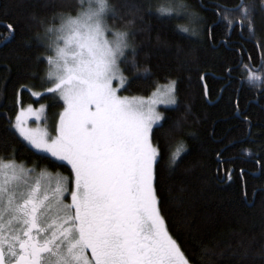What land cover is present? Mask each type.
Masks as SVG:
<instances>
[{
  "label": "trees",
  "instance_id": "trees-1",
  "mask_svg": "<svg viewBox=\"0 0 264 264\" xmlns=\"http://www.w3.org/2000/svg\"><path fill=\"white\" fill-rule=\"evenodd\" d=\"M164 1L108 0L121 18H106L129 33V60L132 47L137 53L136 68L120 63L130 81L124 94L147 97L175 85L176 105L161 110L152 136L160 214L190 264H264V84L249 83L244 68L264 71V0H185L199 16L191 22L159 16ZM241 2L247 20L234 11ZM79 8L80 0H0V158L68 179L67 165L33 151L13 125L19 92L23 106L43 103L53 119L62 110L44 94L48 51L31 38Z\"/></svg>",
  "mask_w": 264,
  "mask_h": 264
},
{
  "label": "snow or ice",
  "instance_id": "snow-or-ice-1",
  "mask_svg": "<svg viewBox=\"0 0 264 264\" xmlns=\"http://www.w3.org/2000/svg\"><path fill=\"white\" fill-rule=\"evenodd\" d=\"M190 7L167 0L156 13L199 19ZM80 8L75 16L61 14L59 27H46L45 37L31 38L39 45L55 34L47 45L55 55L44 57L51 85L45 91L64 102L55 135L28 127L30 117L41 119L43 105L22 107L13 125L34 148L66 161L72 179L53 181L44 172L32 177L31 169L0 158V264H190L166 229L154 187L160 151L153 125L163 119L155 110L157 94L147 100L118 95L130 83L120 63L136 68V49L129 60V33L106 23L108 14L121 18L108 0H87V7L80 0ZM234 11L248 19L243 2ZM249 27L254 34L251 20ZM244 68L249 83L264 84V71ZM174 91L173 82L168 103H176Z\"/></svg>",
  "mask_w": 264,
  "mask_h": 264
},
{
  "label": "rangeland",
  "instance_id": "rangeland-1",
  "mask_svg": "<svg viewBox=\"0 0 264 264\" xmlns=\"http://www.w3.org/2000/svg\"><path fill=\"white\" fill-rule=\"evenodd\" d=\"M164 2L166 3L167 0H165ZM85 7H87V0H85ZM80 10H81V8H79V10L77 11V13H78ZM77 13H76V14H77ZM76 14H75V15H76ZM75 15H72V16H75ZM108 15H109V14H108ZM108 15H107V16H108ZM180 15H184V14H183V13H180ZM107 16H106V18H107ZM59 23H60V21H59ZM59 23H58L57 25H55L54 27H59ZM115 30H116V29H115ZM41 37H45V32H44V34H43ZM54 40H55V34L52 35L51 39L45 38L44 41H43V44L45 45V47H46V49H47V51H48V56H50V55H51V56H54V55H55V53H54L52 50L48 49V47H47V45H48L49 43H51L52 41H54ZM128 50H129V49H128ZM128 50H126V53H127ZM47 67H48L47 70H49V65H48V64H47ZM255 84H259V82L255 83ZM171 85H173V82H169V83H167V84L159 85L158 87L155 88V90H153V92H152L149 96H147V97H140V98H144L145 100H147V99H149L150 97H153V93H156L157 95H156L155 99H157L158 102L155 104V110H156V112H158V113L162 116V112H161L162 109H165V108H172V107H174V106L176 105V103H175V104L168 103V102H167V101H168V96L165 95V93L167 92V89H168L169 86H171ZM113 86H114V87H117V86H118V81L114 80V81H113ZM174 89H175V85H174ZM123 90H124V88H122V89L118 92V95H121V96H128L126 93L124 94V93L122 92ZM44 94H45V95L50 94V95H54L55 97H57V98L63 103V108H62V110L60 111V113L64 110V102H63V100H61V99L59 98V96H58L57 94H54V93H48V92H45ZM170 95H174L175 100H176L175 91H174V93H172V94H170ZM31 96H32V98H33L34 100H39L40 97H41L42 95H40L39 97H36V96H33V95L31 94ZM128 97H139V96H128ZM176 101H177V100H176ZM17 104L19 105V111H20V109H21L22 107H27L28 105H32V104H27V105L23 106V105L21 104V95H20V92H19V95H18V97H17ZM41 105L44 106V112H43V114H42V116H41V119H40L39 121H37V120H35L34 117H30V118L28 119V127H30V128H37V127H39V128H41V129H46V130L50 133V135H53V136H54V135H55V127H56V125H57V123H58V121H59V114H60V113L58 114V116H57L55 119H53L52 116H48V115H47V105H45V104H43V103H39L37 106L32 105V107H33V109H39ZM19 111H18V113H19ZM162 117H163V116H162ZM161 122H162V120L159 121L157 124H154V125H153V128L159 126V125L161 124ZM14 124H15V122H14ZM15 131H16V129H15ZM16 133H17V135L19 136V138H20V139H21V140H22V141H23L28 147H30L33 151H35L36 153L41 154V155H44V156H47V157H50V158L53 159L54 161H57V162L62 163V164H65V165H67V166L71 169V166L68 165L66 161L58 160L57 158L52 157L50 153H47V152H44V151H42V150H39V149L34 148L31 144H29L27 141H25V140L23 139V137H21L17 131H16ZM17 165H19V164H17ZM25 169L27 170V168H25ZM31 170H32V173H31L32 177H36V176H38V175L41 174V173H36L33 169H31ZM44 173H45L46 176H50V177L53 179V181L55 180L54 177H53L52 175H50V174H48V173H46V172H44Z\"/></svg>",
  "mask_w": 264,
  "mask_h": 264
},
{
  "label": "flooded vegetation",
  "instance_id": "flooded-vegetation-1",
  "mask_svg": "<svg viewBox=\"0 0 264 264\" xmlns=\"http://www.w3.org/2000/svg\"><path fill=\"white\" fill-rule=\"evenodd\" d=\"M59 177H60V176H59ZM56 178H57V176L54 177V179H56ZM71 179H72V178H70V179H68V180L71 181ZM69 186H71V185L69 184ZM65 198H66V199H65V202H66V203H70L71 198H70V195H69L68 193H65Z\"/></svg>",
  "mask_w": 264,
  "mask_h": 264
}]
</instances>
